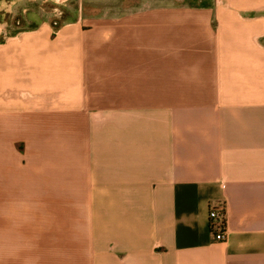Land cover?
<instances>
[{"label":"crops","instance_id":"0c3cea01","mask_svg":"<svg viewBox=\"0 0 264 264\" xmlns=\"http://www.w3.org/2000/svg\"><path fill=\"white\" fill-rule=\"evenodd\" d=\"M45 4L0 0V264H264V0Z\"/></svg>","mask_w":264,"mask_h":264},{"label":"rangeland","instance_id":"374dc122","mask_svg":"<svg viewBox=\"0 0 264 264\" xmlns=\"http://www.w3.org/2000/svg\"><path fill=\"white\" fill-rule=\"evenodd\" d=\"M170 1L171 0H47V5H42L39 10L47 14V20L50 22L56 20L60 23L61 21H71L87 13L128 11L145 5L167 4Z\"/></svg>","mask_w":264,"mask_h":264},{"label":"built area","instance_id":"2783aa9c","mask_svg":"<svg viewBox=\"0 0 264 264\" xmlns=\"http://www.w3.org/2000/svg\"><path fill=\"white\" fill-rule=\"evenodd\" d=\"M225 210L222 206H210L208 212L210 232L214 239L221 242L225 239Z\"/></svg>","mask_w":264,"mask_h":264}]
</instances>
